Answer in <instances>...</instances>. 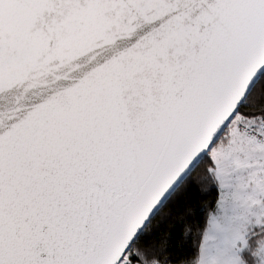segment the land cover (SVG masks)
<instances>
[{
  "label": "snow or ice",
  "instance_id": "6c2138e0",
  "mask_svg": "<svg viewBox=\"0 0 264 264\" xmlns=\"http://www.w3.org/2000/svg\"><path fill=\"white\" fill-rule=\"evenodd\" d=\"M0 264H264V0H0Z\"/></svg>",
  "mask_w": 264,
  "mask_h": 264
}]
</instances>
